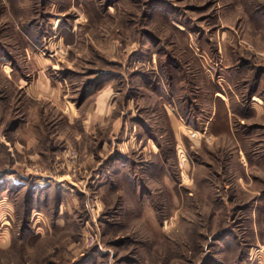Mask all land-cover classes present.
Returning a JSON list of instances; mask_svg holds the SVG:
<instances>
[{
  "label": "rangeland",
  "instance_id": "1",
  "mask_svg": "<svg viewBox=\"0 0 264 264\" xmlns=\"http://www.w3.org/2000/svg\"><path fill=\"white\" fill-rule=\"evenodd\" d=\"M0 264H264V0H0Z\"/></svg>",
  "mask_w": 264,
  "mask_h": 264
}]
</instances>
